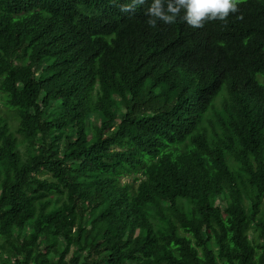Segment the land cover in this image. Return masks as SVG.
Masks as SVG:
<instances>
[{
  "label": "trees",
  "instance_id": "obj_1",
  "mask_svg": "<svg viewBox=\"0 0 264 264\" xmlns=\"http://www.w3.org/2000/svg\"><path fill=\"white\" fill-rule=\"evenodd\" d=\"M126 2L0 0V264H264V0Z\"/></svg>",
  "mask_w": 264,
  "mask_h": 264
},
{
  "label": "clouds",
  "instance_id": "obj_2",
  "mask_svg": "<svg viewBox=\"0 0 264 264\" xmlns=\"http://www.w3.org/2000/svg\"><path fill=\"white\" fill-rule=\"evenodd\" d=\"M145 0H127L120 5L121 12H134ZM236 11V0H150L145 15L147 24H173L178 18L192 28H200L205 21L224 20Z\"/></svg>",
  "mask_w": 264,
  "mask_h": 264
},
{
  "label": "rangeland",
  "instance_id": "obj_3",
  "mask_svg": "<svg viewBox=\"0 0 264 264\" xmlns=\"http://www.w3.org/2000/svg\"><path fill=\"white\" fill-rule=\"evenodd\" d=\"M241 1H244V0H236V2H241ZM226 97H227L226 93L223 92L222 95L216 99L214 103V109H212V111L208 113L205 120L202 122V125L208 134H212L214 130L219 131V124L217 121V116L215 115V111L221 108L223 98H226ZM0 113H1V116L8 123L10 131L14 134L18 142L19 143L22 142L21 136H19L16 133V129L18 127V120L16 118V115L14 111H12L9 107L6 106L4 96L1 93H0ZM25 149H26V144H21V146H19V151L21 153H24ZM229 163H231V160H229ZM121 181L122 183L130 184L132 183V177H129V176L123 177ZM136 184L137 182L135 183V185ZM216 203L219 204V201L217 200ZM212 248L214 252L216 253L215 246L213 244H212Z\"/></svg>",
  "mask_w": 264,
  "mask_h": 264
}]
</instances>
